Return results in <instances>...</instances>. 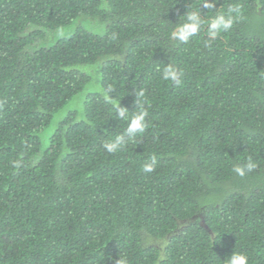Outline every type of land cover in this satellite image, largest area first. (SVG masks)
<instances>
[{
    "label": "trees",
    "instance_id": "trees-1",
    "mask_svg": "<svg viewBox=\"0 0 264 264\" xmlns=\"http://www.w3.org/2000/svg\"><path fill=\"white\" fill-rule=\"evenodd\" d=\"M204 3L0 0V264H226L233 252L264 264V0ZM229 7L228 32L205 23L172 38L186 13L209 21ZM80 18L97 30L78 23L39 44ZM95 64L82 116L71 109L44 146L91 82L80 67ZM168 66L179 84L162 79ZM109 89L129 117L147 112L112 153L105 142L128 122ZM249 157L255 169L239 176Z\"/></svg>",
    "mask_w": 264,
    "mask_h": 264
},
{
    "label": "clouds",
    "instance_id": "clouds-1",
    "mask_svg": "<svg viewBox=\"0 0 264 264\" xmlns=\"http://www.w3.org/2000/svg\"><path fill=\"white\" fill-rule=\"evenodd\" d=\"M204 6L208 9L216 8V0H205ZM232 13H239L238 7H229L228 14L219 13L213 16L209 21L202 19L199 11H191L186 13V18L183 23L178 27V30L173 31L172 38L179 42H187L190 37L197 34L202 25L205 23L209 24L208 33L211 37H217L221 33L228 32L234 24L235 17ZM162 79L166 81H172L177 84L179 81V73L177 70L168 66L163 69ZM109 90L103 92L104 99L112 103L116 110L119 111V118L128 122V127L124 134L118 135L113 142H105L104 148L106 151L112 153L117 150L122 149L130 139H133L137 133H143L147 128L146 116L147 112L142 107L139 111H136L131 117L128 115L127 108H121L120 104L115 103L112 97L109 96ZM144 92L140 91L136 93V97H143ZM156 157L152 156L150 162L144 165L145 172H152L155 170ZM14 168L20 167L19 161H14ZM256 164L252 161V158L249 157L247 163L244 166H236L233 170L239 176H244L246 172H251L255 169ZM226 264H249V257L246 254L233 252L226 258Z\"/></svg>",
    "mask_w": 264,
    "mask_h": 264
},
{
    "label": "rangeland",
    "instance_id": "rangeland-1",
    "mask_svg": "<svg viewBox=\"0 0 264 264\" xmlns=\"http://www.w3.org/2000/svg\"><path fill=\"white\" fill-rule=\"evenodd\" d=\"M78 23H80L79 25H82V26L86 25V26L93 28L94 30H97L95 28V24H98V22L96 20H90V19L88 20L85 18L84 19L80 18L75 23V25L73 27L61 28V29H58L55 31H50L49 36L46 37V40L44 42L41 41L39 44L40 45L41 44L49 45V44L54 43L58 38H60L62 36L69 35L71 33V31L74 30V28L78 25ZM80 69H83L85 72H88L91 75V82L87 85L85 90L82 91L81 93H79L66 107H64L63 109H61L59 112L56 113V115L54 116L49 127L43 132L42 138H43L44 146L47 145L48 137L56 129V126H57L59 120H61L66 114H68V112L71 109L80 110L81 111L80 116H82L83 102H84V99L86 97V94L88 93L89 90L97 89L100 86L101 66L99 64L98 65H96V64L90 65V66H82V67H80ZM96 80H98L99 86L97 84H94V82ZM91 84L95 87L91 88ZM153 239H156L158 241L163 240V239H157V238H153ZM153 242L155 243L156 241H153ZM157 243L160 244L159 242H157Z\"/></svg>",
    "mask_w": 264,
    "mask_h": 264
}]
</instances>
